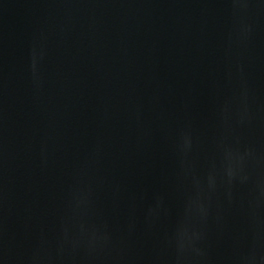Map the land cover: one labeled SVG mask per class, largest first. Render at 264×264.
I'll return each instance as SVG.
<instances>
[{
    "label": "water",
    "instance_id": "water-1",
    "mask_svg": "<svg viewBox=\"0 0 264 264\" xmlns=\"http://www.w3.org/2000/svg\"><path fill=\"white\" fill-rule=\"evenodd\" d=\"M0 264H264V0H0Z\"/></svg>",
    "mask_w": 264,
    "mask_h": 264
}]
</instances>
